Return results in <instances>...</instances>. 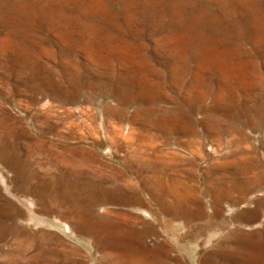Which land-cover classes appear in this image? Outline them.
Segmentation results:
<instances>
[{
	"label": "rangeland",
	"instance_id": "obj_1",
	"mask_svg": "<svg viewBox=\"0 0 264 264\" xmlns=\"http://www.w3.org/2000/svg\"><path fill=\"white\" fill-rule=\"evenodd\" d=\"M0 264H264V0H0Z\"/></svg>",
	"mask_w": 264,
	"mask_h": 264
}]
</instances>
